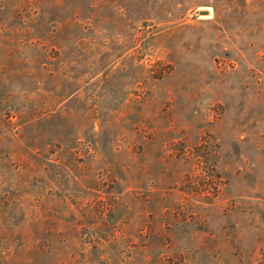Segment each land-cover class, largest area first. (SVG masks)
<instances>
[{
	"label": "rangeland",
	"instance_id": "rangeland-1",
	"mask_svg": "<svg viewBox=\"0 0 264 264\" xmlns=\"http://www.w3.org/2000/svg\"><path fill=\"white\" fill-rule=\"evenodd\" d=\"M0 264H264V0H0Z\"/></svg>",
	"mask_w": 264,
	"mask_h": 264
},
{
	"label": "water",
	"instance_id": "water-1",
	"mask_svg": "<svg viewBox=\"0 0 264 264\" xmlns=\"http://www.w3.org/2000/svg\"><path fill=\"white\" fill-rule=\"evenodd\" d=\"M203 14H206V12H203Z\"/></svg>",
	"mask_w": 264,
	"mask_h": 264
}]
</instances>
